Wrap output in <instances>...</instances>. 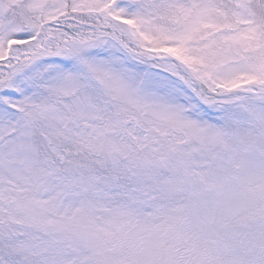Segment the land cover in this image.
Returning a JSON list of instances; mask_svg holds the SVG:
<instances>
[{
	"label": "snow or ice",
	"instance_id": "1",
	"mask_svg": "<svg viewBox=\"0 0 264 264\" xmlns=\"http://www.w3.org/2000/svg\"><path fill=\"white\" fill-rule=\"evenodd\" d=\"M0 264H264V0H0Z\"/></svg>",
	"mask_w": 264,
	"mask_h": 264
}]
</instances>
